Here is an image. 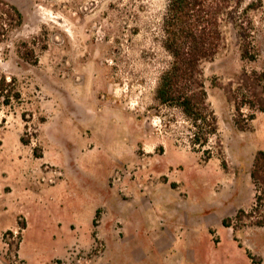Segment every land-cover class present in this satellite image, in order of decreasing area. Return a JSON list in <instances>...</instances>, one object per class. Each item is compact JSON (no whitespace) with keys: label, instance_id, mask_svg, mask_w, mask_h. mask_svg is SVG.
<instances>
[{"label":"rangeland","instance_id":"rangeland-1","mask_svg":"<svg viewBox=\"0 0 264 264\" xmlns=\"http://www.w3.org/2000/svg\"><path fill=\"white\" fill-rule=\"evenodd\" d=\"M166 4L0 0V264H264V111L238 127L223 90L264 73V0L255 59L229 24L201 64L217 121L202 148L154 97Z\"/></svg>","mask_w":264,"mask_h":264},{"label":"trees","instance_id":"trees-1","mask_svg":"<svg viewBox=\"0 0 264 264\" xmlns=\"http://www.w3.org/2000/svg\"><path fill=\"white\" fill-rule=\"evenodd\" d=\"M262 0H167L161 19V48L170 61L160 72L154 92L155 100L162 106L176 109L187 123L191 147H204L216 135L217 121L207 102L201 64L212 59L226 41V28L233 24L241 36V57L253 61L256 57L251 13L261 7ZM11 22L19 26L22 15L13 6ZM3 15L7 14L2 12ZM0 20V39L6 31ZM22 58L31 59L27 53ZM264 87V73L243 70L234 82L223 88L237 114L235 124L243 128L253 119L256 111H264L263 94L254 89ZM9 83L0 80V97L7 105L12 99L7 89ZM243 107L250 111L244 115Z\"/></svg>","mask_w":264,"mask_h":264}]
</instances>
